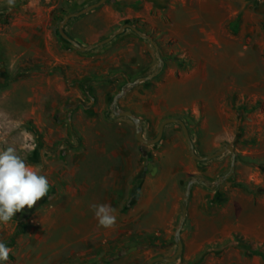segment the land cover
<instances>
[{"label": "rangeland", "instance_id": "obj_1", "mask_svg": "<svg viewBox=\"0 0 264 264\" xmlns=\"http://www.w3.org/2000/svg\"><path fill=\"white\" fill-rule=\"evenodd\" d=\"M97 1L15 0L9 7L0 0V151L15 147L51 186L5 225L10 234L4 241L17 236L21 243L20 253L10 249L11 264L30 239L38 264H108L118 258L147 264L161 254L172 256L184 206L200 195L211 200L210 186L195 182L186 201L197 176L214 185L215 204L229 202L236 188L264 196V0H107L65 25L73 38L93 46L83 49L64 38L60 25ZM125 23L152 36L159 49L131 26L98 44ZM125 109L141 118L147 138L158 135L166 118H183L199 154L231 143L235 165L230 148L195 157L178 122L167 124L154 144L140 140L135 120L117 113ZM117 157L118 167L125 161L130 166L125 178L112 177ZM225 159L229 166L215 172ZM176 163L181 169L175 172ZM101 203L116 209L112 228L98 225L91 205ZM156 219L160 225L151 230L139 225ZM99 233L111 250L91 256ZM124 235L135 240L113 251ZM143 235L149 240L137 241ZM229 239L234 243L220 249ZM242 239L236 233L210 244L209 252L236 245L264 262V244L248 241L244 247ZM83 251L87 255L77 257Z\"/></svg>", "mask_w": 264, "mask_h": 264}, {"label": "crops", "instance_id": "obj_2", "mask_svg": "<svg viewBox=\"0 0 264 264\" xmlns=\"http://www.w3.org/2000/svg\"><path fill=\"white\" fill-rule=\"evenodd\" d=\"M122 157L127 158L128 156L126 155ZM116 162L112 177L114 179H117L118 177L125 178V174L123 172L124 170L128 172L130 167L129 164L125 161V163L120 164L121 166L118 167L119 159H117ZM228 166V159L222 160L217 164L214 171L219 172ZM180 169L181 163L178 164V167H176L174 171L176 172ZM118 171L120 174H118ZM214 188L215 187L210 186L212 191H216ZM199 191H201V189L197 190V192ZM212 191L210 190L209 192L211 196L213 194ZM232 194V198L225 205L215 204L211 196L210 199L212 201L207 199L204 195H200V197L196 196L194 198L196 200L195 204L191 202L189 203L188 216L183 227L184 248L182 253L177 258L178 260L176 259L180 262V264H192L194 258L201 254L210 244L227 239L232 235H236V233L242 235L244 240L247 242L249 241L255 244H264V196L260 197L240 188L233 190ZM139 225L151 230L150 227L160 225V222L157 219L152 222H145L144 220H141ZM80 227H83L82 223L80 224ZM8 234H10L8 228L5 225L0 224V241L4 242L9 249H13L17 253H20L19 246L21 243L19 242L17 236L13 237L9 241H4ZM157 236L158 235H155L153 237ZM93 237L95 245L97 242V246L90 249L89 253L91 256L99 255L102 251L111 250V243H102V235L100 233ZM147 237H149V235H143L142 238L137 241L144 242L149 240ZM87 238L83 237L81 238V241L86 243ZM78 239H80V237ZM134 240L135 237H131L129 239L127 235H124L120 242H118V240L114 241V246L116 247H114L113 251L117 250V246L119 245L118 243H128ZM27 244V251L22 254L19 260L13 261L14 264H38L36 256L32 254V252L37 249V247H35L36 242L30 239ZM237 248H239V246L233 245L220 254L216 252H209L208 254L197 258L193 264H241L239 263V260H241L243 264H264L261 257L249 256L244 250H241V248L239 250ZM85 255L87 254L83 251L81 253L79 252V256L77 255V257H84ZM0 264L11 263L0 262ZM108 264L140 263L134 258L129 260L118 258L115 259L114 262H110Z\"/></svg>", "mask_w": 264, "mask_h": 264}, {"label": "clouds", "instance_id": "obj_3", "mask_svg": "<svg viewBox=\"0 0 264 264\" xmlns=\"http://www.w3.org/2000/svg\"><path fill=\"white\" fill-rule=\"evenodd\" d=\"M6 3L11 7L15 0H6ZM50 187L47 177L18 155L15 147L8 146L0 151V224L7 225L26 207L31 209L48 195ZM91 208L100 227L115 226L116 209L110 204H92ZM9 254V247L0 241V262H7Z\"/></svg>", "mask_w": 264, "mask_h": 264}, {"label": "water", "instance_id": "obj_4", "mask_svg": "<svg viewBox=\"0 0 264 264\" xmlns=\"http://www.w3.org/2000/svg\"><path fill=\"white\" fill-rule=\"evenodd\" d=\"M105 1L107 0H99L97 2H94L93 4L89 5L87 8H84L80 11H77V12H73L71 14H69L66 19L61 23L60 25V32L61 34L64 36V38H66L67 40L75 43L76 45H78L79 47L83 48V49H91L93 46H88V45H84L82 44L80 41H78L77 39L73 38L65 29V25L66 23L69 21V19L73 16H76V15H81L91 9H93L94 7H97L99 5H101L102 3H104ZM133 27L137 32H139L141 35L145 36V37H148L152 40V42L155 44V46L157 47V49H159V44L155 41V39L150 36L149 34H146L144 32H142L138 27L130 24V23H125L124 26L122 28H120L117 32H115L112 36L104 39V40H101L98 44H104L105 42L111 40L112 38H114L115 36H117V34L119 33H122L124 32L127 27ZM160 55V53H159ZM161 56V55H160ZM157 74V72H153L152 74H149V75H146V76H140L138 77L135 81L131 82V83H136V82H139V81H143V80H146V79H150L152 77H154L155 75ZM125 93V89H123L119 94H117L114 98V104L117 105L118 104V101H119V98L121 95H123ZM117 113L120 114V115H127L129 117H131L133 120H135L136 122V126H137V136L140 140L148 143V144H154L158 141H160L164 135V132H165V128H166V125L171 123V122H178L180 123L183 128H184V131L186 133V136L188 138V140L190 141V144H191V150H192V154L199 158V159H208V158H211V157H215L217 155H220L222 153H224L227 148H230L234 154V160H233V165H235V161H236V158H237V153L235 151V147L233 146V144L231 143H225L224 147L220 150H218L217 152L211 154V155H202V154H199L196 150V146H195V143L193 141V138L191 136V133H190V130H189V127L186 123V121L181 118V117H169V118H166L161 126H160V131L158 133V135L155 137V138H147L144 134V129H143V124H142V120L139 116H137L135 114V112L131 109H125V110H117ZM195 182H203L205 183L206 185L208 186H211V187H214V185H211L209 184L207 181H206V178L205 176H197V177H194L188 184V187H187V194H186V201L189 200V197H190V194H191V189H192V186ZM187 216H188V205L186 204L184 206V212H183V218H182V221L178 227V230H177V237H178V244H179V248L178 250L172 255V256H166V255H158L156 257H153L152 259H150V261L147 263V264H155L156 262L158 261H166V262H172V261H175L179 255L182 253L183 251V248H184V242L181 238V233H182V229L184 227V224L187 220Z\"/></svg>", "mask_w": 264, "mask_h": 264}, {"label": "trees", "instance_id": "obj_5", "mask_svg": "<svg viewBox=\"0 0 264 264\" xmlns=\"http://www.w3.org/2000/svg\"><path fill=\"white\" fill-rule=\"evenodd\" d=\"M233 241H234V240L229 239V240H228L223 246H221V247H219V248H220V249H223V248H225V247H227V246L233 244V243H234ZM239 244L242 245V246H244V247H247V246H248L247 241H246V240H243V239L239 242ZM212 249H213V247H211V246L209 245V246H208L207 248H205V250H204L201 254H199L197 257L204 256L207 252L211 251Z\"/></svg>", "mask_w": 264, "mask_h": 264}, {"label": "bare ground", "instance_id": "obj_6", "mask_svg": "<svg viewBox=\"0 0 264 264\" xmlns=\"http://www.w3.org/2000/svg\"><path fill=\"white\" fill-rule=\"evenodd\" d=\"M118 159V157L116 158V160ZM87 218V217H86ZM83 219V218H82ZM83 220H85V217H84V219Z\"/></svg>", "mask_w": 264, "mask_h": 264}]
</instances>
